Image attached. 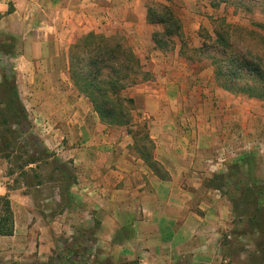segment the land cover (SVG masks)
Instances as JSON below:
<instances>
[{"label": "crops", "instance_id": "crops-1", "mask_svg": "<svg viewBox=\"0 0 264 264\" xmlns=\"http://www.w3.org/2000/svg\"><path fill=\"white\" fill-rule=\"evenodd\" d=\"M147 10L145 0H13L0 7L2 47L16 57L33 112L48 119L56 137H66L55 157H71L66 164H73L75 176L66 189L54 191L56 198H71L58 216L41 211L43 201L27 179L12 188L0 185L14 224L12 235H0L1 262L45 263L59 247L60 233H93L97 224L98 260L113 264H264V256L230 254L235 242L225 236L233 228L231 202L209 185L213 175L203 173L205 159L229 136L222 130L253 126L246 130L259 132L264 118L249 122L246 101L217 89L223 98L214 106L211 97L200 96L199 80L193 86L178 74L177 61L154 50L155 78L134 89V116L147 124L155 158L169 174L162 177L131 149V137H111L86 99L66 90L72 86L70 46L77 39L127 29L136 40L152 41ZM23 168L35 171L37 164Z\"/></svg>", "mask_w": 264, "mask_h": 264}, {"label": "rangeland", "instance_id": "rangeland-1", "mask_svg": "<svg viewBox=\"0 0 264 264\" xmlns=\"http://www.w3.org/2000/svg\"><path fill=\"white\" fill-rule=\"evenodd\" d=\"M145 4L147 8L150 7L159 13H163L165 8H169L180 19L182 34L179 37L162 36L165 26L155 22H148L151 25L149 31L152 41L147 38L142 41L136 40L133 33L127 29H118L112 34L101 33L115 36L121 40L141 60L145 75L140 83L125 91L126 95L133 97L135 88L144 86L146 82L155 78L152 53L154 50H159L168 60L177 61V69L180 70L178 74L185 76L183 79L188 82L192 81L193 86L198 84L197 80L200 81V96L211 97L214 106L216 100L223 98L220 94L215 95V91L219 89L235 97H241V103L246 101L249 107L248 120L255 119L256 116L264 118V100L250 98L223 88L216 78V66L213 63V59L221 55L220 47L216 42L215 32L217 30L228 31L227 36L234 45V50L252 51L253 56H258L264 61V0H145ZM145 33L146 37L149 36L148 31ZM156 34L162 40V45L156 44L154 40ZM15 60L16 57L9 53V47H2L0 41V182L1 185L8 183L12 188L18 185L19 178L21 181L27 179L26 183H29V189L33 196L39 197L38 199L43 201L40 203L41 211L49 209L51 215H63L71 198L69 195L56 198L53 194L55 190L57 191V187L62 190L64 185L73 180V178L68 179V175L75 177L73 164H66L72 158L67 156V159L64 160L63 156H57L60 165H63L62 169L54 168L51 164L52 158L48 157L42 160L41 167L36 168L35 171L23 167L30 155L38 156L40 154L39 151H35V142L40 150H47L56 156V146L61 145V141H64L66 137H56L50 128V123L48 124V119L39 118L31 109L24 94L22 77L16 64L14 65ZM162 71L164 70L162 69ZM70 81L72 86L66 90L72 91V95L81 96L71 78ZM13 82H15L20 101L27 114V120L21 126L9 118L8 121H5L4 116L8 94L13 92L10 89ZM84 99H86L84 102L89 106L90 111L97 115L89 99L86 97ZM135 110L136 107L133 116L136 113ZM138 116H134L133 122L127 126L108 125L103 123L100 118L99 120L108 125L112 131L111 137L114 139L123 140L127 136L131 137L133 140L131 149H134L145 160V157L140 153L143 151L145 156H149L152 161L159 164L160 172L155 173L162 177H168L167 171L155 158V143L149 135L147 124ZM37 119H41V121L38 122ZM232 128V130L231 128L226 130L229 132L222 130V135L229 133V136L221 138L216 144L213 154L205 159L203 173L213 175L212 178H209L211 181L209 185L217 188V192L223 193L231 202L233 228L225 236L228 243L229 241L235 242V245H231L230 254L233 256L243 254L258 259V257L264 256V205L260 204L261 198L258 195V187L264 185V122L262 125L258 124L259 132L254 134L247 131L253 126L243 129ZM145 135L149 136L151 142L145 139ZM26 150L29 153H25ZM36 183H41L40 188H35ZM2 209L3 205L0 203V215L3 213ZM95 226L97 230L99 226L97 224ZM95 229L93 233L85 231L75 234L72 230L65 235L60 233L59 247L54 249L51 258L45 263L0 261V264H113L106 259L98 260L101 249L95 244ZM68 244H74L79 252L74 263L66 262L67 258L61 260L59 258L62 255L67 257L65 246ZM83 247L86 251L84 255V251L81 250Z\"/></svg>", "mask_w": 264, "mask_h": 264}, {"label": "trees", "instance_id": "trees-1", "mask_svg": "<svg viewBox=\"0 0 264 264\" xmlns=\"http://www.w3.org/2000/svg\"><path fill=\"white\" fill-rule=\"evenodd\" d=\"M165 9V12L159 13L149 7L147 21L163 24L165 31L162 36H181L180 19L169 8ZM215 34L216 42L221 50V55L213 59L218 82L223 88L233 93L264 100L263 59L253 56L252 51L234 50V45L227 36L228 31L217 30ZM154 40L157 45H162V40L158 38V34L155 35ZM69 73L79 94L89 99L94 111L103 123L127 126L133 122L135 100L126 95L125 91L140 83L145 73L140 58L129 46H126L115 36L89 32L70 46ZM14 83H12V88L10 87L13 92L8 94L4 116L5 121H8L9 118L21 126L26 122L27 114ZM145 139L151 142L148 135H145ZM34 145L35 151H39L40 154L38 156L30 155L26 165L35 163L37 168H40L42 160L48 157L52 158L51 164L54 168L62 169L63 165H60L59 160L52 153L47 150H40L36 142ZM25 153H29V151L26 150ZM140 153L155 172H160L159 164L156 161L145 156L143 151ZM71 178L68 175V179ZM68 185H64V188H67ZM258 195L261 198L260 204L264 205V185L258 187ZM0 203L3 205V213L0 215V235H12L14 224L11 201L5 195L0 196ZM81 250L84 251V255L86 253L85 248L83 247ZM65 255L67 257L62 255L59 257L60 260L67 258L66 262L74 263L79 252L74 244H68L65 246ZM120 264H138V262L131 261Z\"/></svg>", "mask_w": 264, "mask_h": 264}, {"label": "built area", "instance_id": "built-area-1", "mask_svg": "<svg viewBox=\"0 0 264 264\" xmlns=\"http://www.w3.org/2000/svg\"><path fill=\"white\" fill-rule=\"evenodd\" d=\"M13 0H0V7L4 4H10ZM49 132V129H48ZM60 147V144L58 145ZM1 185V182H0ZM70 243V240L68 241Z\"/></svg>", "mask_w": 264, "mask_h": 264}]
</instances>
